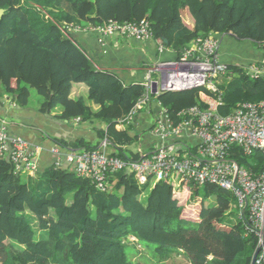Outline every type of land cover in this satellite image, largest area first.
<instances>
[{
	"label": "trees",
	"instance_id": "1",
	"mask_svg": "<svg viewBox=\"0 0 264 264\" xmlns=\"http://www.w3.org/2000/svg\"><path fill=\"white\" fill-rule=\"evenodd\" d=\"M0 9L4 10L0 96H8L24 109L30 107L35 90L40 97L37 111L42 114L57 112L54 116L60 121L104 123V128L95 126L96 143L85 138L51 139L68 151L96 150L107 139L125 160L140 158L132 146L139 143L140 135L130 133L133 125L126 129L117 125L146 88L97 69L72 32L63 30L64 25L86 28L111 19L146 18L154 39L176 51L213 32L264 45V0H0ZM184 10L194 20L193 29L183 20ZM229 69L241 71L238 64H230ZM75 84L85 85L88 95L71 98ZM219 86L224 101L221 115L233 112L238 103L264 100V76L251 79L239 74ZM201 92L207 90L168 91L157 100L178 124L184 110L206 107ZM4 123L11 134L8 122L0 117V125ZM229 155L254 175L264 169L260 152L246 156L234 146ZM111 181L112 189L101 192L88 178L55 163L26 176L16 171L8 155L0 156V264H162L182 254L180 248L186 254L194 252V264H252L257 251L258 258L264 256V235L261 248L247 210L239 209L230 191L216 185H192V196L203 198V207L195 213L197 220L188 216L190 212L179 204L167 181L140 184L127 168ZM215 196L226 197L231 209H217L216 203L206 206ZM188 234H192L190 243L183 239ZM171 236L186 245L179 246L180 241L170 240ZM259 264H264V257Z\"/></svg>",
	"mask_w": 264,
	"mask_h": 264
},
{
	"label": "built area",
	"instance_id": "2",
	"mask_svg": "<svg viewBox=\"0 0 264 264\" xmlns=\"http://www.w3.org/2000/svg\"><path fill=\"white\" fill-rule=\"evenodd\" d=\"M66 33L73 30H86L96 33L101 43L111 36L131 38L138 41L154 39L151 23L148 19L140 21L119 22L109 20L99 26L81 28L75 25H64ZM233 35L232 33H230ZM226 34L210 33L195 38L188 46L178 50L175 60L161 61L152 66L143 85L146 93L138 100L136 106L117 125L126 129L137 122L138 114L151 101L152 95L158 97L168 91H183L204 88L201 93L206 107L196 105L182 112V121L174 124L166 108L157 102L151 129V143L148 149H142L139 141L137 153L140 158L125 160L113 154L115 148L104 140L100 147L92 151H68L55 146L52 153L58 156L55 163H66V169L80 177L91 180L96 189L107 192L112 189V176L128 169L140 184L167 181L173 187L174 197L180 205L195 217L198 208H202V198L190 203L192 185H216L233 193L240 210H247L248 220L257 230L262 243L264 230V169L254 175L249 169L241 166L230 157L232 147L242 149L246 156L260 152L264 156V100L238 103L230 114L221 115L220 107L224 104L223 90L219 87L223 76L243 74L251 79L264 76L263 57L247 65H239L240 72H232L230 64L220 60L219 51L223 36ZM158 50L163 53L166 48L159 40ZM157 84V93H152L153 83ZM80 121V119H77ZM114 149V150H113ZM37 150L32 143L22 136H11L7 125H0V156L13 161L17 172L33 174L38 171ZM128 159L131 158L127 154ZM28 168V169H27ZM190 208V209H188ZM260 243L261 248L263 244ZM264 256L257 257L259 264Z\"/></svg>",
	"mask_w": 264,
	"mask_h": 264
},
{
	"label": "crops",
	"instance_id": "3",
	"mask_svg": "<svg viewBox=\"0 0 264 264\" xmlns=\"http://www.w3.org/2000/svg\"><path fill=\"white\" fill-rule=\"evenodd\" d=\"M182 17L186 24L189 22L190 25L194 26V20L189 15V11L184 10ZM219 34L222 35L223 33ZM97 36L96 33L86 30H73L72 32V37L84 49L89 58L92 59L97 69L117 73L127 84L138 82L143 84L148 70L152 66L161 61L175 60L179 57L178 51L166 46V50L160 53L157 39L138 41L131 38L111 36L101 43ZM262 57L263 52L258 59H262ZM87 90L85 85L75 84L72 87L71 98L86 97L88 95ZM153 96H155V101H151L149 105L151 103L155 105L141 110L137 122L133 125V130L130 132L132 135H140L139 141L142 149H148L152 139L151 129L149 135L142 136V123H147L148 118L150 116L155 117V113L158 111L157 102L159 101L156 95ZM38 107L39 104L31 103L29 108L16 107L8 96H0V117L8 122L12 135L22 136L32 143L38 152L37 163L40 171H44L59 160L58 156L52 153V149L57 146L51 139L52 137L67 141L85 138L90 142H97L95 126L98 128L105 127L104 123L92 124L90 122H80L77 119L72 122L60 121L54 116L57 112L42 114L37 111ZM94 108L98 109V106L94 105ZM135 144L132 146H134V152L137 153L139 143ZM107 149L111 151L112 147L109 146ZM113 154L117 155L116 152H113ZM127 154L131 155L132 153L128 151ZM61 159L60 161L63 165L65 160H63V157ZM65 165L66 163H64V167Z\"/></svg>",
	"mask_w": 264,
	"mask_h": 264
},
{
	"label": "rangeland",
	"instance_id": "4",
	"mask_svg": "<svg viewBox=\"0 0 264 264\" xmlns=\"http://www.w3.org/2000/svg\"><path fill=\"white\" fill-rule=\"evenodd\" d=\"M187 26H189L191 29L194 28V26L192 24L190 25L189 22H187ZM262 52H263V49L259 45L253 43L252 41H240L234 35L228 34V35L223 36L222 45H221V49L219 51V54H220V60L225 64L247 65L252 61L258 60V58L262 54ZM235 76H237V75H232L229 77L223 76V77H221L220 82L224 81V84H225V83L231 81V79H233ZM38 99H40L38 93L35 90H32L31 104L38 105ZM154 105L155 104L151 103V105H147V106H145V108L151 107V106L153 107ZM148 110H149V108H148ZM138 115H140V113ZM153 121H154V117L150 116L147 120V123H142V126H143V127H141L142 128V132H141L142 136L149 135L150 127L152 126ZM93 143H96V141ZM133 148H134V146H133ZM66 167L67 166L65 165V168ZM30 172L32 174L33 170H30ZM25 173L26 172H24L23 174L25 175ZM26 176H30V174H26ZM198 200H199L198 196L195 198L192 196L190 203L194 204ZM226 200H227L226 197L215 196L213 198H209L206 201L205 205L206 206H213L216 203L217 209H224V210L226 209V211H228L231 209L232 203L226 202ZM202 207H203V205H202ZM37 231H38V227H37ZM191 235L192 234L184 235L183 239L185 241H189L187 243H190V239L192 238ZM169 239L170 240L176 239L177 241H180V238H177L176 236H171V238H169ZM132 240H135V239L132 238ZM184 240L180 241V243H178V245L181 247L185 246L186 243ZM261 244H263V239H262ZM180 249L182 251V254H177L176 256L172 257L171 259L167 260L166 262H164L162 264H194V259H195L194 252H191L190 254L187 252V254H186L184 252L185 251L184 248H180ZM134 259L138 260V257L134 256L133 260ZM143 264H154V263L153 262L151 263L150 261L149 262L143 261Z\"/></svg>",
	"mask_w": 264,
	"mask_h": 264
},
{
	"label": "water",
	"instance_id": "5",
	"mask_svg": "<svg viewBox=\"0 0 264 264\" xmlns=\"http://www.w3.org/2000/svg\"><path fill=\"white\" fill-rule=\"evenodd\" d=\"M4 13V10L3 9H0V18L2 17ZM165 42H167V40L165 39ZM152 93L156 94L157 93V84L154 82L153 83V86H152ZM263 235H264V230H263ZM258 254H259V251H257L254 255V258H253V263L252 264H256V261H257V257H258Z\"/></svg>",
	"mask_w": 264,
	"mask_h": 264
}]
</instances>
